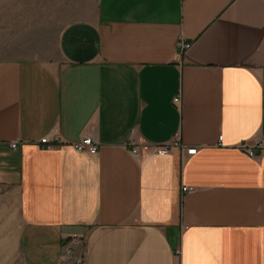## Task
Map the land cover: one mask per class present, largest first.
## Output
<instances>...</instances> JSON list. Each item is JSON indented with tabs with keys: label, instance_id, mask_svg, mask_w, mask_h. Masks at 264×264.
<instances>
[{
	"label": "crops",
	"instance_id": "crops-1",
	"mask_svg": "<svg viewBox=\"0 0 264 264\" xmlns=\"http://www.w3.org/2000/svg\"><path fill=\"white\" fill-rule=\"evenodd\" d=\"M58 46L0 61L1 245L29 264H264V150L241 147L264 140V0H98ZM87 136L97 154L72 147ZM177 136L197 153L128 144Z\"/></svg>",
	"mask_w": 264,
	"mask_h": 264
},
{
	"label": "rangeland",
	"instance_id": "rangeland-1",
	"mask_svg": "<svg viewBox=\"0 0 264 264\" xmlns=\"http://www.w3.org/2000/svg\"><path fill=\"white\" fill-rule=\"evenodd\" d=\"M97 5L98 0H0V61L58 59L63 28L90 19ZM0 264L29 263L15 242L4 238Z\"/></svg>",
	"mask_w": 264,
	"mask_h": 264
},
{
	"label": "built area",
	"instance_id": "built-area-1",
	"mask_svg": "<svg viewBox=\"0 0 264 264\" xmlns=\"http://www.w3.org/2000/svg\"><path fill=\"white\" fill-rule=\"evenodd\" d=\"M190 43H183L181 45L182 50L185 51L190 47ZM181 101V97L177 96L175 98V102L179 103ZM136 133V130H133V134ZM41 143L44 144L48 148H54L60 145L65 144L63 140L58 136L53 134V136H45L42 138ZM130 150L135 156H140L143 151L152 155H168L172 152L174 148H178L181 151L182 156L185 155H194L197 153L198 149L196 147H188L183 144L180 136L175 137L171 142L167 144H149L147 142H141L137 138L133 137L129 140ZM19 146L18 142H13L11 147L13 149H17ZM72 147L78 152H89L91 154H97L99 152L100 143L98 139L94 136H87L82 140L72 143ZM241 147L248 151L249 154L255 155L257 149L264 150V140H258L254 143L244 142L241 144ZM193 188L183 187V192L192 191ZM81 242V239L74 236L70 239L69 243L66 245L67 252L66 257L69 259L73 253L74 248L77 244ZM78 264H84L82 259H79Z\"/></svg>",
	"mask_w": 264,
	"mask_h": 264
}]
</instances>
